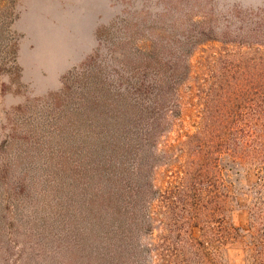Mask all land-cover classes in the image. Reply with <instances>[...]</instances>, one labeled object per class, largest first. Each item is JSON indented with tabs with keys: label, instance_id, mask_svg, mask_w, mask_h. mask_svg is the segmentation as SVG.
I'll list each match as a JSON object with an SVG mask.
<instances>
[{
	"label": "rangeland",
	"instance_id": "rangeland-1",
	"mask_svg": "<svg viewBox=\"0 0 264 264\" xmlns=\"http://www.w3.org/2000/svg\"><path fill=\"white\" fill-rule=\"evenodd\" d=\"M263 44L264 0H0V264H97L110 245L101 195L124 154L126 117L159 102L151 163L164 183L179 162L160 155L199 121L194 106L171 116V90ZM224 173L238 233L211 247L224 264H252L264 165L226 160Z\"/></svg>",
	"mask_w": 264,
	"mask_h": 264
},
{
	"label": "trees",
	"instance_id": "trees-1",
	"mask_svg": "<svg viewBox=\"0 0 264 264\" xmlns=\"http://www.w3.org/2000/svg\"><path fill=\"white\" fill-rule=\"evenodd\" d=\"M236 56L238 65L207 74L185 90L182 85L171 90V116L181 115V105L194 106L199 121L195 132L170 141L160 155L179 162L178 170L164 183L157 184L154 170L158 165L151 163L159 154L156 131L163 123L156 115L159 102L138 104L135 118L126 117L124 154H117L119 167L109 165V184L101 195L110 245L94 254V262L224 264L211 243L238 233L227 216L232 184L224 173V162L264 165V53L247 55L244 51ZM134 127L142 132L136 134ZM145 143L151 145L143 154ZM133 151L140 158L136 170L128 162ZM262 203L261 199L252 212V264H264Z\"/></svg>",
	"mask_w": 264,
	"mask_h": 264
}]
</instances>
